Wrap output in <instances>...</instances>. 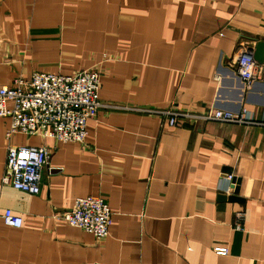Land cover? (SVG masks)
<instances>
[{
  "label": "crops",
  "instance_id": "0c3cea01",
  "mask_svg": "<svg viewBox=\"0 0 264 264\" xmlns=\"http://www.w3.org/2000/svg\"><path fill=\"white\" fill-rule=\"evenodd\" d=\"M258 41L264 0H0V86L96 69L101 103L84 144L12 137L49 151L36 195L1 182L10 119L0 117V214L22 219L0 217V264H264V125L170 126L149 112L245 108L264 121V75L247 89L235 63ZM227 174L240 201L218 198L233 193ZM89 195L112 212L102 239L59 217Z\"/></svg>",
  "mask_w": 264,
  "mask_h": 264
},
{
  "label": "built area",
  "instance_id": "2783aa9c",
  "mask_svg": "<svg viewBox=\"0 0 264 264\" xmlns=\"http://www.w3.org/2000/svg\"><path fill=\"white\" fill-rule=\"evenodd\" d=\"M237 74L245 88L263 77V70L249 50L238 54L235 60ZM100 72L96 69L81 70L69 75L36 71L29 79L17 78L11 85L0 86V117H8L5 132L6 158L1 182L32 195L40 192L42 169L49 157L44 146L17 145L12 143L16 134L52 137L55 140L84 144L87 135L86 123L96 116L101 106L98 100ZM168 119L173 126L180 117L213 120L244 125H264V121L253 118L241 108L231 111L214 108L206 113L179 112L172 109H149ZM232 183L233 175H225ZM7 226L19 228L21 217L11 209L0 214ZM70 226L102 239L109 233L112 212L108 203L100 196L76 197L73 206L59 215ZM244 212L235 213L234 227L242 229ZM218 255H226L228 248H213Z\"/></svg>",
  "mask_w": 264,
  "mask_h": 264
},
{
  "label": "water",
  "instance_id": "95a60500",
  "mask_svg": "<svg viewBox=\"0 0 264 264\" xmlns=\"http://www.w3.org/2000/svg\"><path fill=\"white\" fill-rule=\"evenodd\" d=\"M252 56L258 64L263 63L264 61V41H258L256 43L255 51L252 54ZM232 183H233V193L229 195H223V194L219 195L218 198L220 200L240 201V197L237 196L239 179L233 178Z\"/></svg>",
  "mask_w": 264,
  "mask_h": 264
}]
</instances>
